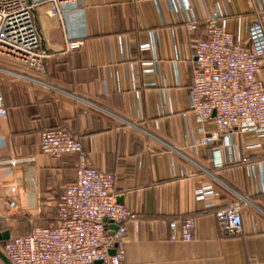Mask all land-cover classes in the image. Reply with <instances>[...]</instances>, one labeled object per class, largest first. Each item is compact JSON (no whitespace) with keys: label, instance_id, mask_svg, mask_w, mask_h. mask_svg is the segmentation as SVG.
Returning <instances> with one entry per match:
<instances>
[{"label":"crops","instance_id":"1","mask_svg":"<svg viewBox=\"0 0 264 264\" xmlns=\"http://www.w3.org/2000/svg\"><path fill=\"white\" fill-rule=\"evenodd\" d=\"M263 8L264 0H78L61 20L41 4L35 18L46 74L0 61L8 109L0 116V234L10 233L2 253L11 237L57 222L78 157L42 153L40 136L62 127L92 166L116 174V199L133 212L123 264H264V138L233 131L205 143L216 125L197 121L189 97L194 45L208 17L219 15L245 39ZM69 39L83 44L68 51ZM31 157L28 186H18L4 161ZM205 188L213 193L198 198ZM237 201L243 232L227 236L217 213ZM189 217L193 239L172 241L169 223Z\"/></svg>","mask_w":264,"mask_h":264},{"label":"built area","instance_id":"2","mask_svg":"<svg viewBox=\"0 0 264 264\" xmlns=\"http://www.w3.org/2000/svg\"><path fill=\"white\" fill-rule=\"evenodd\" d=\"M78 0H0V61L19 63L46 74V53L36 24L35 11L50 4L61 20ZM189 28L195 29V23ZM207 33L194 45V66L189 88L191 108L204 126L213 120L216 130L205 136L212 143L233 131L264 138V8L254 19L247 38L235 37L219 15L207 19ZM82 40H67L68 51L79 49ZM1 84V81H0ZM0 87V116H7ZM230 143H228L229 145ZM41 152L55 158L77 155L76 177L67 182L57 203V222L35 225L22 236H13L4 247L11 264H123L126 257L127 222L133 212L118 203L114 194L116 174L92 166L82 142L62 127H51L40 136ZM220 149H215L217 165ZM18 186H28L26 174L36 168L34 157L4 161ZM30 182L36 177L31 176ZM213 193L200 189L198 198ZM17 207L15 198L9 199ZM227 236L243 232L242 206L234 202L217 213ZM172 241L189 242L194 237V218L169 223Z\"/></svg>","mask_w":264,"mask_h":264},{"label":"water","instance_id":"3","mask_svg":"<svg viewBox=\"0 0 264 264\" xmlns=\"http://www.w3.org/2000/svg\"><path fill=\"white\" fill-rule=\"evenodd\" d=\"M10 237V233H9V231H5L4 233H2V234H0V240H7L8 238ZM0 256L2 257V258H4L6 261H8L7 260V257L2 253V251L0 250ZM9 263V262H8ZM9 264H11V263H9ZM96 264H99V262H96Z\"/></svg>","mask_w":264,"mask_h":264},{"label":"trees","instance_id":"4","mask_svg":"<svg viewBox=\"0 0 264 264\" xmlns=\"http://www.w3.org/2000/svg\"><path fill=\"white\" fill-rule=\"evenodd\" d=\"M261 158H264V155H262V157Z\"/></svg>","mask_w":264,"mask_h":264}]
</instances>
